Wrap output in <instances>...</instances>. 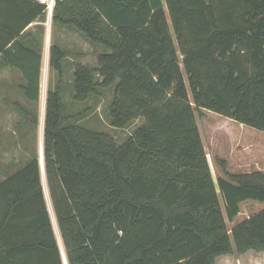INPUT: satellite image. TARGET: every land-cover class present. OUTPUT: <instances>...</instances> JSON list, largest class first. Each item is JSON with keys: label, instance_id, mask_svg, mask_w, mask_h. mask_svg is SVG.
Instances as JSON below:
<instances>
[{"label": "trees", "instance_id": "obj_1", "mask_svg": "<svg viewBox=\"0 0 264 264\" xmlns=\"http://www.w3.org/2000/svg\"><path fill=\"white\" fill-rule=\"evenodd\" d=\"M29 3L0 0V67L19 71L25 99L37 104L42 55L22 41L47 11ZM53 24L99 52L96 66L75 65V100L114 89L112 127L142 121L121 144L74 123L88 111L65 102L70 55L52 46L58 79L47 95L44 171L67 264L264 254V211L228 228L244 202L264 203V173L234 174L217 160L224 177L216 183L197 122L209 110L264 133V0H57ZM0 264H65L40 155L0 182Z\"/></svg>", "mask_w": 264, "mask_h": 264}, {"label": "rangeland", "instance_id": "obj_2", "mask_svg": "<svg viewBox=\"0 0 264 264\" xmlns=\"http://www.w3.org/2000/svg\"><path fill=\"white\" fill-rule=\"evenodd\" d=\"M70 33L64 42L74 53L81 51V56L69 57L64 79L66 82L65 102L73 113L87 110L85 117L77 122L88 128L101 130L111 134L118 144L141 124L139 120L125 130L115 129L111 125L109 107L114 97V89H99L87 101L77 102L74 98L75 79L74 62L96 66L99 52L79 36ZM74 61V62H73ZM79 63H75L78 65ZM50 87L56 86L58 74L53 72ZM97 79L101 80L99 76ZM22 75L16 70L0 68V180L21 169L34 155H40L44 147L45 117L47 95L49 90L48 75L41 82L40 100L37 104L27 102L19 85ZM20 103L34 116L39 118V125H28L29 120L14 106ZM197 122L201 132L205 150L210 162L212 176L217 183L224 177V172L217 160H225L228 170L234 174H245L260 171L264 173V133L244 126L231 119L209 110L197 112ZM45 171L43 177L45 178ZM220 195V192H219ZM221 203H223L220 196ZM223 209H224V204ZM264 211V203L248 201L241 205V212L233 222H228L231 230L252 215ZM264 254L248 252L244 255L234 254L219 258L216 264H232L234 261H263ZM224 261V262H223ZM225 261H230L225 262ZM232 261V262H231Z\"/></svg>", "mask_w": 264, "mask_h": 264}, {"label": "crops", "instance_id": "obj_3", "mask_svg": "<svg viewBox=\"0 0 264 264\" xmlns=\"http://www.w3.org/2000/svg\"><path fill=\"white\" fill-rule=\"evenodd\" d=\"M29 1H30V3L28 5L30 8H36L40 4L39 0H29ZM70 33L71 34L74 33L75 37L79 36V38L83 39L86 43H88L84 39V37L80 33H78L77 31L70 29V28L54 25L53 24V15L49 16L48 13H47V17L45 19L38 18L33 23H31L24 31V34H26V38L22 42L25 44V46L36 51V52H41V55H42L41 82L43 81L44 75L47 74L49 87L52 83V81H51L52 75L51 74L53 73L52 68H51V48L54 44L59 45L65 51L69 52V55H70L69 57H71L72 55H74L75 57L81 56V51H79L78 53H74L68 47H66V45L64 43L68 39ZM66 37H67V39H66ZM75 63L81 64L80 62L75 61L74 65L72 64V67L75 66ZM67 64H69V62L65 61L64 65H67ZM0 68L2 69V67H0ZM3 69H10V68L5 67ZM17 72L21 75V73L19 71H17ZM24 84H25V81L23 79V82L19 85L20 90ZM4 180H6V177L1 179L0 182H2ZM43 185H44L45 197L47 200V204H48V208H49V212H50V216H51L54 234H55V237L58 241L61 252L64 256L65 264H67L64 242H63L61 231L59 229V225L57 222V217H56L55 212L53 210V204H52V200H51V196H50V191H49V188L47 185L46 177L45 178L43 177ZM225 262L229 263L230 261H225ZM232 264H264V260L263 261H239V262L234 261V262H232Z\"/></svg>", "mask_w": 264, "mask_h": 264}, {"label": "built area", "instance_id": "obj_4", "mask_svg": "<svg viewBox=\"0 0 264 264\" xmlns=\"http://www.w3.org/2000/svg\"><path fill=\"white\" fill-rule=\"evenodd\" d=\"M57 0H39L40 4L46 6V11L49 16L53 15Z\"/></svg>", "mask_w": 264, "mask_h": 264}, {"label": "water", "instance_id": "obj_5", "mask_svg": "<svg viewBox=\"0 0 264 264\" xmlns=\"http://www.w3.org/2000/svg\"><path fill=\"white\" fill-rule=\"evenodd\" d=\"M40 162H41V166H42V171H44V147L41 148Z\"/></svg>", "mask_w": 264, "mask_h": 264}]
</instances>
